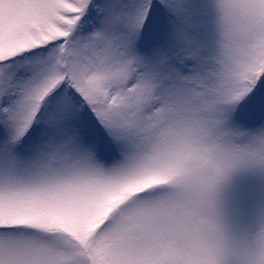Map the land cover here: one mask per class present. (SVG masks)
<instances>
[{
  "label": "snow or ice",
  "instance_id": "1",
  "mask_svg": "<svg viewBox=\"0 0 264 264\" xmlns=\"http://www.w3.org/2000/svg\"><path fill=\"white\" fill-rule=\"evenodd\" d=\"M0 264H264V0H0Z\"/></svg>",
  "mask_w": 264,
  "mask_h": 264
}]
</instances>
